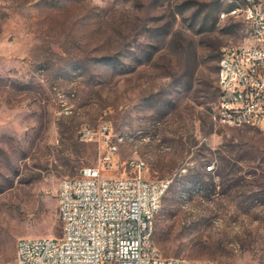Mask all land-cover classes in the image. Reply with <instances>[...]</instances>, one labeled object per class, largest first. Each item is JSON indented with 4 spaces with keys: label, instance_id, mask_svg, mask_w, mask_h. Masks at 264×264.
Here are the masks:
<instances>
[{
    "label": "rangeland",
    "instance_id": "374dc122",
    "mask_svg": "<svg viewBox=\"0 0 264 264\" xmlns=\"http://www.w3.org/2000/svg\"><path fill=\"white\" fill-rule=\"evenodd\" d=\"M229 4L0 0V264L20 238L61 235L58 187L97 161L79 131L102 122L124 136L119 169L139 157L170 180L163 257L264 264V133L216 117L220 53L252 42L244 18H221Z\"/></svg>",
    "mask_w": 264,
    "mask_h": 264
},
{
    "label": "built area",
    "instance_id": "2783aa9c",
    "mask_svg": "<svg viewBox=\"0 0 264 264\" xmlns=\"http://www.w3.org/2000/svg\"><path fill=\"white\" fill-rule=\"evenodd\" d=\"M251 10H255L253 27H248L252 42L219 56L227 72H221L218 80L226 82V90L218 93L216 117L222 123L241 118L239 127L264 133V59L258 49V41H264V1L253 0ZM234 11L240 13L239 8ZM249 28H259L260 38H252ZM232 60L241 62L243 82H236V73H230ZM230 91L243 95V109L235 108ZM219 111H229V118H219ZM79 136L97 143L100 155L94 164L81 167L77 176L62 178L57 191L64 201L61 235L18 239V259L11 264H192L163 257L152 248V207H160L161 191L170 180L139 176L144 166L134 160L131 172H123V164L119 169L116 137L106 122L82 127ZM208 167H215V162Z\"/></svg>",
    "mask_w": 264,
    "mask_h": 264
},
{
    "label": "bare ground",
    "instance_id": "6f19581e",
    "mask_svg": "<svg viewBox=\"0 0 264 264\" xmlns=\"http://www.w3.org/2000/svg\"><path fill=\"white\" fill-rule=\"evenodd\" d=\"M232 3V6L225 10L228 11V13L221 12L220 16L221 18H229V17H242L244 18L250 25V27H253V19L255 17V10H251V7H253V0H229ZM235 8L240 9L239 11H234ZM251 37L252 38H260V30L259 28H251ZM230 49L235 50H242V43L241 44H229L225 47H223L222 52H227ZM258 49H262V57L264 59V41H258ZM241 70V62L239 60H232V63H230V73H236V82H243V73H240ZM221 72H227V64H222V60L219 59V68H218V74H217V81L220 80ZM218 87L219 92H225L226 90V82L225 81H218ZM230 101L235 102V108L236 109H243V95L240 94V92L237 91H230ZM219 118H229V111H219ZM225 124L227 125H241V118H231L229 121H227ZM124 139L123 135L116 136L115 138V147L119 148V142ZM134 161L142 163V166L144 168H139V176H145V172L147 170V162L143 158L139 157H130L126 162L124 166L123 172H131L132 171V163ZM215 167H208V165L205 166V170L207 172L213 171ZM145 178H147L145 176ZM62 183V180L60 184ZM170 183V182H169ZM168 186H164L161 191V198L166 192ZM58 205H59V218L61 221V224L63 222V215H60L62 211H64V201H62V196H58ZM160 207H152L151 211V222L152 226L154 225V217L155 214L158 212ZM20 239H28V238H20ZM152 248L155 251V253H160L158 248L154 245L152 242ZM18 259V245L16 244V257L14 261H17ZM179 262L183 263H192V264H213L215 263V260H191L181 257H175ZM217 262V261H216ZM217 264H221L217 262Z\"/></svg>",
    "mask_w": 264,
    "mask_h": 264
},
{
    "label": "trees",
    "instance_id": "16d2710c",
    "mask_svg": "<svg viewBox=\"0 0 264 264\" xmlns=\"http://www.w3.org/2000/svg\"><path fill=\"white\" fill-rule=\"evenodd\" d=\"M232 6V4H229V7H231ZM228 7V8H229ZM227 8V9H228ZM218 92H219V87H218ZM235 164L233 163V162H231V161H229V160H225V162H224V165H223V170L225 171V174L226 175H229L230 173H232V176H231V178L232 179H234V181H239L241 178L239 177V176H237V173H238V170L237 169H235L233 166H234ZM227 167L229 168V169H227ZM227 169V170H226Z\"/></svg>",
    "mask_w": 264,
    "mask_h": 264
}]
</instances>
